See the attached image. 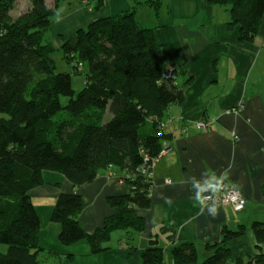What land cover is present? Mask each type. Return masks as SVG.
<instances>
[{
	"label": "trees",
	"instance_id": "1",
	"mask_svg": "<svg viewBox=\"0 0 264 264\" xmlns=\"http://www.w3.org/2000/svg\"><path fill=\"white\" fill-rule=\"evenodd\" d=\"M17 1L0 0V264H62L39 240L41 220L31 190L44 184V171L61 173L73 184L72 191L57 195L51 215L60 224V242L70 246L86 239L90 254L108 252L113 232L146 230L138 210L152 205L153 166L171 136L165 117L184 99L192 77L184 67L165 64L154 29L136 18L144 7L161 17L162 1L135 0L132 9L98 18L64 39V60L85 73L76 94L72 72L57 70V48L48 35L62 0H31L30 9L15 17ZM207 1L228 9V27H239L241 42L254 41L264 0ZM114 168L128 191L107 197L116 212L88 233L79 221L84 203L77 188ZM252 230L260 249L264 222H253ZM244 232V225L225 230L220 242L206 245L212 254L201 263L194 242L175 243L172 264H264L262 252L247 262L234 258L228 242ZM126 241L122 248L137 249ZM165 252L154 237L141 262L167 264Z\"/></svg>",
	"mask_w": 264,
	"mask_h": 264
},
{
	"label": "crops",
	"instance_id": "2",
	"mask_svg": "<svg viewBox=\"0 0 264 264\" xmlns=\"http://www.w3.org/2000/svg\"><path fill=\"white\" fill-rule=\"evenodd\" d=\"M161 1V17L154 19L148 10L150 24L139 11L136 18L141 26L154 29L165 64L184 67L192 82L184 87V99L170 106L165 117L171 136L153 166L152 205L138 210L146 230L114 233L112 250L97 255L90 254L86 239L63 245L60 224L51 215L57 195L72 191L73 184L61 173L44 171V184L31 190L41 220L39 240L62 264H142V252L154 237L166 247L167 264H172L173 245L189 241L196 245L199 259H206L212 254L206 245L220 242L225 230L241 225L244 234L228 242L234 258L247 262L256 253H264V244L256 248L252 230L253 222H264V18L254 41L241 42L239 27H228L226 7L207 0ZM71 4L62 0L55 19L59 27L51 28L57 50L79 28L130 10L135 0ZM120 174L115 168L103 170L92 183L77 188L84 203L79 221L86 232H94L116 212L107 197L128 191ZM219 179L242 191L243 210L203 200L206 185ZM210 206H215L214 215ZM127 239L136 250L121 247Z\"/></svg>",
	"mask_w": 264,
	"mask_h": 264
},
{
	"label": "rangeland",
	"instance_id": "3",
	"mask_svg": "<svg viewBox=\"0 0 264 264\" xmlns=\"http://www.w3.org/2000/svg\"><path fill=\"white\" fill-rule=\"evenodd\" d=\"M47 1L50 2V0H47ZM67 1L68 2H71L72 3L71 4L72 6H78L79 7L80 4H81V0H67ZM67 6H68V4H67ZM30 7H31V0H18L17 3H16V5H15V8L12 11V13H13V15L15 17H18L19 15H21L24 12H26L27 10H29ZM148 10H150L151 13L154 16L155 11L153 10V8L144 7V8H140L138 11H139V14L144 15L147 18V20H148L149 19V16L147 14V11ZM57 14L55 15L54 21H53L52 25L49 28L50 29V32H48L49 33L48 34L49 35V39H50L51 42L53 41V35H52L51 28L55 31L59 27L58 24H55V19L57 18ZM155 17L156 16H154V19L157 18V17L156 18ZM141 18H143V17L140 16L139 19H141ZM147 24H150L149 20L147 21ZM148 26H153V25H148ZM58 40H59V38H58ZM53 58H54V60L56 62L57 70L58 71H61V72H72V82H73V87H74V90H75L76 94L79 91H81L83 89V87H84V84H85V75H84L85 73H76V72H74L73 71L74 70L73 69V66L71 64H68L64 60L63 53H62L61 50H57L54 53ZM204 124H205V122H204ZM121 179L123 180V178H121ZM116 232H118V231H115V232L112 233V237H114V233H116ZM111 241H109L108 245H110ZM1 248L6 249L7 247L5 245H1ZM202 260H204V259H202V257H200L199 262L200 263L203 262ZM52 262H54V261H52ZM56 262H58V260Z\"/></svg>",
	"mask_w": 264,
	"mask_h": 264
},
{
	"label": "built area",
	"instance_id": "4",
	"mask_svg": "<svg viewBox=\"0 0 264 264\" xmlns=\"http://www.w3.org/2000/svg\"><path fill=\"white\" fill-rule=\"evenodd\" d=\"M199 128L205 126L199 123ZM203 200L207 203L231 205L236 211H241L246 206V199L242 191L233 184L223 180H213L206 185Z\"/></svg>",
	"mask_w": 264,
	"mask_h": 264
},
{
	"label": "clouds",
	"instance_id": "5",
	"mask_svg": "<svg viewBox=\"0 0 264 264\" xmlns=\"http://www.w3.org/2000/svg\"><path fill=\"white\" fill-rule=\"evenodd\" d=\"M215 211H216V209H215V206H210L209 207V212L211 213V214H215Z\"/></svg>",
	"mask_w": 264,
	"mask_h": 264
}]
</instances>
